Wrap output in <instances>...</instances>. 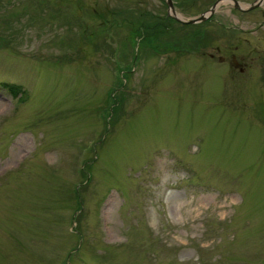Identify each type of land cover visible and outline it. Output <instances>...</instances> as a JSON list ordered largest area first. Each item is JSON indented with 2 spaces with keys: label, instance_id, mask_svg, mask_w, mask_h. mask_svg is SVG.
I'll return each mask as SVG.
<instances>
[{
  "label": "rangeland",
  "instance_id": "374dc122",
  "mask_svg": "<svg viewBox=\"0 0 264 264\" xmlns=\"http://www.w3.org/2000/svg\"><path fill=\"white\" fill-rule=\"evenodd\" d=\"M166 17L0 0V264H264V3Z\"/></svg>",
  "mask_w": 264,
  "mask_h": 264
},
{
  "label": "water",
  "instance_id": "95a60500",
  "mask_svg": "<svg viewBox=\"0 0 264 264\" xmlns=\"http://www.w3.org/2000/svg\"><path fill=\"white\" fill-rule=\"evenodd\" d=\"M167 4H168V9H169V15H171L172 17H174L175 19H177L178 21L182 22V23H196L199 22L201 20H204L208 17H210L216 10V8L219 6L220 2L222 0H216L215 3L210 7L209 10L201 13L199 16L190 18V19H185L182 16L178 15V13L176 12L174 5L172 3V0H166ZM262 1V0H260ZM232 2L236 5V7L240 8L241 10H248L249 8L253 7L252 5H246V4H239V2L237 0H232ZM260 4V2H259ZM258 3L256 5H259Z\"/></svg>",
  "mask_w": 264,
  "mask_h": 264
},
{
  "label": "flooded vegetation",
  "instance_id": "af4514ba",
  "mask_svg": "<svg viewBox=\"0 0 264 264\" xmlns=\"http://www.w3.org/2000/svg\"><path fill=\"white\" fill-rule=\"evenodd\" d=\"M238 2H239L240 5L241 4H246V5H252L253 6V7L249 8V10H247V11L256 10L257 9V5L256 4L259 3V2H257V0H254V1L250 2V3H244V2H241V1H238ZM263 3H264V1L259 6L263 5ZM231 5H232V8H234L235 10L238 9L240 11H243L240 8L236 7V5L234 3H232ZM228 57H229V61H230V56H228ZM231 58H232L231 62L239 64L238 61L235 59V56H234L233 53L231 54ZM232 66H234V65H232ZM234 67L236 68V66H234ZM238 70H239V72H243L245 70V68H244V66L240 65L238 67Z\"/></svg>",
  "mask_w": 264,
  "mask_h": 264
},
{
  "label": "trees",
  "instance_id": "16d2710c",
  "mask_svg": "<svg viewBox=\"0 0 264 264\" xmlns=\"http://www.w3.org/2000/svg\"><path fill=\"white\" fill-rule=\"evenodd\" d=\"M170 18L171 17H166V19H170ZM1 85H3L4 88L9 90L11 92V94L14 95V96L21 95L23 93V89H22V87L20 85L10 84V83H7V82H2ZM77 193H78V189H77Z\"/></svg>",
  "mask_w": 264,
  "mask_h": 264
}]
</instances>
